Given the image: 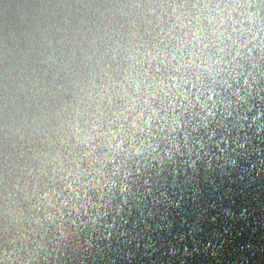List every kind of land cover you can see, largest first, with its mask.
<instances>
[{"label":"clouds","instance_id":"clouds-1","mask_svg":"<svg viewBox=\"0 0 264 264\" xmlns=\"http://www.w3.org/2000/svg\"><path fill=\"white\" fill-rule=\"evenodd\" d=\"M259 93L264 0H0V264H69L134 167Z\"/></svg>","mask_w":264,"mask_h":264},{"label":"water","instance_id":"water-1","mask_svg":"<svg viewBox=\"0 0 264 264\" xmlns=\"http://www.w3.org/2000/svg\"><path fill=\"white\" fill-rule=\"evenodd\" d=\"M261 96L241 105V114L252 108L243 128L235 112L214 110L189 130L203 148L134 167L82 226L69 264H264V130L252 121ZM220 149L237 158L235 169Z\"/></svg>","mask_w":264,"mask_h":264}]
</instances>
